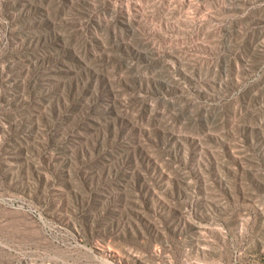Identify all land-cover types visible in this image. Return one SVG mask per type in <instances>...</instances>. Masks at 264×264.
Segmentation results:
<instances>
[{
    "label": "rangeland",
    "instance_id": "obj_1",
    "mask_svg": "<svg viewBox=\"0 0 264 264\" xmlns=\"http://www.w3.org/2000/svg\"><path fill=\"white\" fill-rule=\"evenodd\" d=\"M0 264H264V0H0Z\"/></svg>",
    "mask_w": 264,
    "mask_h": 264
}]
</instances>
